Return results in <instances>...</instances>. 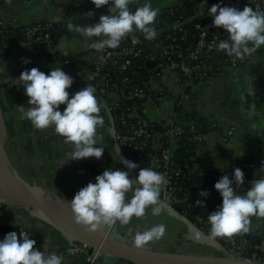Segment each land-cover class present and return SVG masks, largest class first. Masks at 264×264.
<instances>
[{"label": "crops", "instance_id": "0c3cea01", "mask_svg": "<svg viewBox=\"0 0 264 264\" xmlns=\"http://www.w3.org/2000/svg\"><path fill=\"white\" fill-rule=\"evenodd\" d=\"M178 1L134 0L130 8L134 11L145 3H151L161 13ZM218 1L200 0L197 9L210 16V8ZM73 2L0 0V15L6 23L16 27L28 26L36 21L63 22L66 32L57 44L63 54H77L86 64L93 66L100 56L88 46L92 41L81 33L70 31L67 25L76 23L83 27L99 23L100 17L108 14L111 4L97 9L93 3H87L67 14ZM89 12L93 15L89 16ZM18 54L17 46H13L7 53L0 49V147L7 168L17 179L12 176L10 178L22 185L19 187H24L23 184L37 185L53 199L62 198L71 202L80 188L90 182L95 183L96 176L101 175L105 169H119L129 173L125 165L120 163L119 146L110 129L107 112L103 115L105 107L109 105L106 95H110L96 92L101 105L99 115L103 118V125L97 127L95 145L104 147L100 159L89 157L79 161L69 160L71 145L55 132L54 126L40 130L22 116L18 106H25V110L31 106L28 105L29 97L22 90V85L17 83L20 74L26 70L19 64ZM208 63L221 68V72L192 83L187 90L183 88V78L177 70L153 77L151 91L165 87L166 94L162 101H148L145 115L156 122L168 123L174 120L178 124L192 126L203 134L202 139L196 141L187 138L173 141L172 154L179 163L211 162L217 167L230 168L235 161L248 160L261 168L264 166V45L258 49L254 59L243 62L233 73L223 70L225 62L219 54L210 58ZM54 67H60L73 78L72 86L67 89L69 98L80 90L74 85L94 86L103 83L100 73L87 65L72 67L58 59H43L37 68L48 74ZM65 107L60 105L62 110ZM228 131H232V135L224 139ZM256 175L264 176V173L258 170ZM137 176V172L135 175L129 173L133 181ZM189 181L197 195L204 190L209 193L206 198L199 195L204 205L199 206V209L208 220V215L222 204V197L214 187L215 182L204 174L194 175ZM247 190L240 187L237 193L243 194ZM132 195L130 191L126 199H131ZM152 207H157L160 215H152ZM67 216L71 219V215ZM250 220V231L240 234L252 244L264 246V217L252 216ZM117 223L118 230L131 234L132 238L136 232H143L156 224H165V236L148 243L160 252L225 256L223 246L216 239H209V235L191 228L159 205L150 206L146 209L145 217H133L128 225ZM0 224L10 226L18 238L21 229L29 231V238L36 241V250L44 251L45 255L54 251L64 257V264H89L86 253L70 254L68 248L73 238L47 214L42 217L36 210L11 206L0 198ZM129 229L132 231L129 232ZM6 234H0V241ZM98 261L99 264L102 262L101 259Z\"/></svg>", "mask_w": 264, "mask_h": 264}, {"label": "clouds", "instance_id": "9594fccd", "mask_svg": "<svg viewBox=\"0 0 264 264\" xmlns=\"http://www.w3.org/2000/svg\"><path fill=\"white\" fill-rule=\"evenodd\" d=\"M91 2L97 9L111 4L108 14L102 15L96 24L82 27L76 23H68L67 27L91 40L92 43L88 46L95 52L117 48L122 39L133 31L143 33L149 41L156 38L154 25L159 9L153 8L151 3H145L133 11L130 5L134 0ZM210 12L213 26L228 34L227 40L216 45L218 50L243 60L264 45V11L254 10L249 5L238 10L236 7L216 4L210 8ZM88 15L92 16L93 13L89 12ZM93 37L97 39L92 40ZM22 62L30 63L26 58ZM73 82V78L60 67H54L48 74L35 67L23 71L17 83L24 87L31 107L25 110V106L21 105L18 106L19 111L37 129L54 126L55 132L71 145L69 160L79 161L89 157L100 159L104 147L95 145L97 127L103 125V118L99 115L101 105L96 89L87 84L69 98L67 89ZM60 105H66L63 112L59 110ZM119 160L128 169L140 168L133 161ZM259 173H264V166L259 169ZM95 180V183L90 182L80 188L72 201L68 202L75 222L92 233L117 222L128 225L133 217H145L146 209L157 205L162 187L168 183L164 174L151 168H140L134 181L129 178L128 172L119 169H105ZM233 184L236 185L235 188ZM243 184L244 173L240 168H235L232 179L224 175L215 183L214 187L222 197V204L208 215L211 226L209 239L230 238L239 233H248L250 217H264V176L259 175L258 179L252 180L246 193L238 194L237 188ZM130 191L133 195L131 199H126ZM198 194L205 198L209 195L206 190ZM195 203L204 206L203 201L197 200ZM38 211L42 217L46 215L43 210ZM152 215H160L157 207H152ZM165 234L166 225L156 224L143 232H136L133 243L135 248L143 249L148 243L162 239ZM29 236V231L22 229L19 238L14 231L7 233L0 241V264H64L62 255H57L54 251L45 255L44 251L36 250V241Z\"/></svg>", "mask_w": 264, "mask_h": 264}, {"label": "built area", "instance_id": "2783aa9c", "mask_svg": "<svg viewBox=\"0 0 264 264\" xmlns=\"http://www.w3.org/2000/svg\"><path fill=\"white\" fill-rule=\"evenodd\" d=\"M5 1L10 2L11 0ZM88 1L91 0H74L73 6L78 9ZM217 4L222 7H236L238 10H243L245 5H249L254 10L264 11V0H219ZM207 17L206 20L196 23L195 29L197 31V36L195 42L190 40L187 32L179 36L175 34V31L179 28V23L177 21L166 26L168 30L170 29L172 32L167 33L164 38L158 39L156 42L159 49L158 64L156 63V54H147L149 61H154L156 63L155 65L159 69L158 76L168 71H179L180 63L178 59H182V66L185 70V75L182 77V85L183 88L187 90L188 87L195 82L193 79L200 80L208 77L211 73L219 74L221 72V68L214 67L208 63V60L217 54L223 57V61L225 62L223 70L231 73L235 72L243 62L255 58L258 49L251 55L246 56L243 60L235 56H228L226 52L218 50L216 45L222 40H227L228 34L223 29L213 26L212 15ZM54 22L56 21H36L23 28L22 40L17 46L19 53L17 60L23 69L30 70L34 67L37 68L38 63L43 59H60L63 52L57 44L52 43L51 39V29L53 28ZM11 27L16 26L6 23L0 15V34L2 36V41L0 40V49L5 53L11 51L13 47L9 42V38L12 37ZM129 42L130 43L127 45L118 46L115 49L106 48L104 51L100 52L99 60L94 63L95 70L101 73L102 69L109 64L122 71L125 70L131 63L132 58L139 56L142 51L140 48L141 37L139 35H132L129 38ZM43 52L46 53V56H43ZM25 58L28 59L30 63H23L22 59ZM124 80L127 81V78H124ZM108 91L110 90H108V82L106 79L100 92L102 94H108ZM150 92H152L151 89ZM142 93L143 89H134L132 95H140ZM154 93L159 94L158 98L156 99L150 96L147 102L151 100L162 101L165 97L166 89L165 87H160ZM113 94H115L114 103L117 104L120 97L125 94L124 88ZM130 117L136 118L135 124L129 123ZM117 118L121 123L120 128L116 130L115 133L119 147L124 152H129L140 168H151L165 175L168 183L162 187L159 198L161 201L173 205L174 207L177 204H181L191 193H196L192 186H190L189 181L190 177L194 175H208L216 183L224 175L232 179L235 168H240L244 173V184L241 187L247 189H249L252 180L259 178L254 175V173H256L260 167L248 160L235 161L230 168L217 167L211 162L200 163L197 161H188L186 163H179L176 161L172 154V143L174 140L187 138L191 141H196L203 137V134L192 126L178 124L174 120H169L168 123L166 122L167 128L165 130V136L167 137L168 144L162 145V143H159L161 151L157 153L149 149L150 146L153 148L152 145H157L158 143L154 140L149 142L150 133L148 126L152 121L146 115L140 116L135 112H124L118 114ZM231 135L232 131H228L224 139H228ZM140 168L138 169L140 170ZM232 186L236 187L235 184ZM182 214L186 216L188 211L184 210ZM197 219L202 222V220H206V217L202 213V215L197 216ZM126 235L130 237L129 234ZM215 239L223 246L226 257L264 264V246L252 244L240 233L230 238L217 237ZM68 251L70 254L86 253L89 264H97L101 253V250L97 247H94L92 253H89V245L75 238L72 240ZM115 264L137 263H121L119 261Z\"/></svg>", "mask_w": 264, "mask_h": 264}, {"label": "trees", "instance_id": "16d2710c", "mask_svg": "<svg viewBox=\"0 0 264 264\" xmlns=\"http://www.w3.org/2000/svg\"><path fill=\"white\" fill-rule=\"evenodd\" d=\"M92 3L91 1L87 2ZM86 3V4H87ZM200 3V0H179L176 4H174L171 7H168L164 9L161 13H159L156 17L155 21V29L157 32L156 38L154 40H147L145 39V36L143 33L136 31L135 33H129L124 39H122L119 47L129 44V38L132 35H139L141 37V44L140 48L142 49L139 56L133 57L131 63L125 70L117 69L116 67L112 65H106L100 75L104 81L107 79L108 82V95L106 98L109 102V109L114 117L115 120V128L118 130L121 126V123L119 122L117 116L121 113H131L135 112L136 114L145 115V106L147 104V100L150 96L154 98H158L159 94H155L154 92H150L151 89V81L152 78L155 76H158L159 69L155 65L159 62V49L156 44L158 39L164 38L165 35L169 32H172L170 29L168 30V27L170 23L178 22L179 28L177 31H175V34L179 36L180 34H183L184 32H187L189 34V38L192 42L196 41L197 31L195 29L196 23L202 20H206L208 17L205 16V14L200 13L197 9V4ZM73 5V4H72ZM77 9L76 7H69L68 13L74 11ZM63 26V27H61ZM25 26H18V27H11L12 28V37L9 38V42L12 46H18L22 40L23 36V28ZM66 32L65 26L63 22H54L53 28L51 29V39L53 44H58L59 38L61 35H63ZM159 33V35H158ZM159 36V37H158ZM0 34V40L1 39ZM46 53L43 52V56ZM147 54H156V63L154 65L149 64V59L147 57ZM61 61L66 63L69 66L75 67V66H83L87 65L89 67H92L95 69V65L91 66L86 64V61L78 56L75 55H66L62 54L60 56ZM175 60V59H174ZM180 63L179 71L181 73V76L183 77L185 75L184 67L182 66V59H178ZM218 73H211V75H216ZM124 78H127V81L124 80ZM193 81L197 82V79H193ZM102 85H94L96 92L101 91ZM77 86L78 89H82L85 87V85H74ZM124 88V95L120 97V99L117 101V104L114 103L115 100V94L114 92H119L120 89ZM134 89H143L142 94H133L132 92ZM22 90L25 91L24 87L22 86ZM114 91V92H113ZM113 92V93H112ZM104 110V108L102 109ZM107 110L105 109L103 111V115H105ZM135 117L129 118L130 124H135ZM166 124L165 122H156L152 121V123L148 126V130L150 133L149 142L156 141V143H162L168 144L167 137L165 136V130H166ZM153 135V136H152ZM152 145L153 148L150 146L149 149L159 153L161 151L160 144L159 145ZM126 156L130 161L135 162L134 157L129 153L125 152ZM136 163V162H135ZM137 174L139 173V169H135ZM201 200V197L197 195V193H191L188 195L187 198L181 203L175 205V208L180 211L181 213H184V210L188 211V214L186 215L197 227H200L202 231L210 235V224L208 220L204 219L202 222H200L197 219L198 215H202L201 210L199 209V206L196 205V201ZM12 232V228L5 224H0V234L3 233H9ZM128 262V261H125ZM131 263V262H129Z\"/></svg>", "mask_w": 264, "mask_h": 264}, {"label": "water", "instance_id": "95a60500", "mask_svg": "<svg viewBox=\"0 0 264 264\" xmlns=\"http://www.w3.org/2000/svg\"><path fill=\"white\" fill-rule=\"evenodd\" d=\"M149 64L154 65L155 62L150 61ZM105 108L107 110V114L110 121V129L115 135L116 128L114 117L112 116L109 107L106 106ZM118 153L121 159L129 160L125 152L120 147L118 149ZM127 170L132 175L136 174L135 169L127 168ZM254 175H256V173H254ZM10 176L16 178L15 175H12L11 171L7 168L0 147L1 199L11 206L28 208L36 211L43 210L58 225H60L65 231H67L71 238H75L79 241L87 243L89 245V253H92L94 247L99 248L101 250L100 254L102 255V264H115L119 262V260L137 264H259L226 256L214 257L198 254L193 255L181 253H164L150 251L146 249H137L134 245H129V236L118 230V223L111 226H104V230L102 232L97 231L92 233L87 231L85 234L79 233L75 230L73 231L70 225H68L69 221L67 220V215H71L72 217H74V215L71 211L69 203L66 200L62 198L53 199L48 194H46L41 187L37 185L23 184L24 190H17L12 185V182L10 181ZM157 205L171 212L176 217L182 219L191 228H194L195 230L204 233L200 228L195 226L187 216L183 215L173 205L161 201L160 198L158 199ZM107 233L110 236H117L121 238L126 243V245L121 246L111 242L108 239Z\"/></svg>", "mask_w": 264, "mask_h": 264}, {"label": "bare ground", "instance_id": "6f19581e", "mask_svg": "<svg viewBox=\"0 0 264 264\" xmlns=\"http://www.w3.org/2000/svg\"><path fill=\"white\" fill-rule=\"evenodd\" d=\"M4 132L2 131V136H3ZM10 181L12 182V185L14 186V188H16L17 190H20V191H23V187H19V186H22V185H18L16 184V182L14 180H12L10 178ZM16 186V187H15ZM50 217V216H49ZM68 217V216H67ZM51 218V217H50ZM52 219V218H51ZM67 220L69 221L68 225H70L71 229L74 231H77L79 233H85L87 232V229L85 226L83 225H80L78 223L75 222V219L74 217L71 216V219L68 217ZM58 221V220H57ZM98 232H102V230H98ZM110 240V239H109ZM111 242L115 243V244H118V245H121V246H125L126 244L124 242H122L121 240H110Z\"/></svg>", "mask_w": 264, "mask_h": 264}, {"label": "rangeland", "instance_id": "374dc122", "mask_svg": "<svg viewBox=\"0 0 264 264\" xmlns=\"http://www.w3.org/2000/svg\"><path fill=\"white\" fill-rule=\"evenodd\" d=\"M206 16V15H205ZM61 112H63V110L62 109H59ZM104 230V227H103V229H102V231ZM126 234H128V233H126ZM107 235H108V233H107ZM130 235V240L131 241H129V245L131 244V245H134V243H133V240H134V238H132L131 237V234H129ZM108 239H110V240H114V239H116V240H122L121 238H119V237H117V236H110V235H108ZM123 241V240H122ZM124 242V241H123ZM125 243V242H124ZM126 244V243H125ZM143 249H146V250H150V251H155V252H160V251H158V250H156V249H154L153 247H151V245H145V247L143 248ZM100 259H102V255L100 254ZM121 263H123V262H125V261H123V260H119Z\"/></svg>", "mask_w": 264, "mask_h": 264}, {"label": "flooded vegetation", "instance_id": "af4514ba", "mask_svg": "<svg viewBox=\"0 0 264 264\" xmlns=\"http://www.w3.org/2000/svg\"><path fill=\"white\" fill-rule=\"evenodd\" d=\"M258 51V50H257Z\"/></svg>", "mask_w": 264, "mask_h": 264}]
</instances>
